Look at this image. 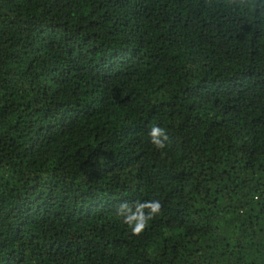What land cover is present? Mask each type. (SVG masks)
<instances>
[{"label": "trees", "instance_id": "obj_1", "mask_svg": "<svg viewBox=\"0 0 264 264\" xmlns=\"http://www.w3.org/2000/svg\"><path fill=\"white\" fill-rule=\"evenodd\" d=\"M0 264H264V0H0Z\"/></svg>", "mask_w": 264, "mask_h": 264}, {"label": "clouds", "instance_id": "obj_2", "mask_svg": "<svg viewBox=\"0 0 264 264\" xmlns=\"http://www.w3.org/2000/svg\"><path fill=\"white\" fill-rule=\"evenodd\" d=\"M235 6H238L243 11L258 6L259 0H229ZM148 136L150 143L158 150L166 147L168 136L163 128L153 126ZM161 211V203L159 200L136 202L134 205L127 203L121 204L117 214L123 217V223L127 225L133 236L141 235L148 227L149 221L157 216Z\"/></svg>", "mask_w": 264, "mask_h": 264}]
</instances>
